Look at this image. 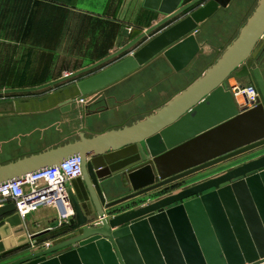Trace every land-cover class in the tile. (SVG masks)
Segmentation results:
<instances>
[{
  "label": "water",
  "instance_id": "obj_1",
  "mask_svg": "<svg viewBox=\"0 0 264 264\" xmlns=\"http://www.w3.org/2000/svg\"><path fill=\"white\" fill-rule=\"evenodd\" d=\"M231 2L146 0L145 6L162 18L120 49L52 82L0 90V95L40 92L71 81L39 99L50 105L35 109L70 114L77 103L95 101L157 56L180 71L203 52L196 39L201 24ZM263 46L264 0H258L236 37L219 48L204 71L143 119L104 131L82 126L67 134L78 135L72 141L0 163L2 184L81 156V179L94 210L86 214L66 182L75 210L69 222L79 233L56 244L31 246L6 264H264V154L181 187L195 173L264 146V76L257 65ZM182 50L185 57L178 64L176 53ZM231 78L255 84V107H239L235 87L243 83L229 86ZM115 176L131 191L109 199L108 180ZM3 218L7 224L1 233L25 229L13 202L0 206Z\"/></svg>",
  "mask_w": 264,
  "mask_h": 264
},
{
  "label": "crops",
  "instance_id": "obj_2",
  "mask_svg": "<svg viewBox=\"0 0 264 264\" xmlns=\"http://www.w3.org/2000/svg\"><path fill=\"white\" fill-rule=\"evenodd\" d=\"M145 1L0 0V90L46 84L107 57L162 18L158 11L146 7ZM257 1L232 0L228 7L217 10L201 24L196 39L203 52L180 71L174 70L169 60L157 56L107 87L95 101L77 103L74 111L66 114V120L61 119L64 114L58 108L45 112L35 109L50 105L49 101L41 103L39 99L72 85L71 81L40 92L1 94L0 163L56 142L72 141L78 135L66 138L67 134L82 126L104 131L143 119L146 112L166 102L204 71L217 57L219 48L236 37ZM184 57L182 50L176 53L175 59L179 64ZM240 82L246 85L251 81L231 78L229 86ZM236 101L240 108L245 106L244 96H236ZM99 110L103 113L93 115ZM263 154L264 151L253 150L195 173L182 180L181 187L221 174ZM243 156L246 157L242 159ZM69 184L85 213L93 214L83 180L74 179ZM108 184L109 199L123 197L131 191L121 176L110 178ZM171 190L174 188L148 200L153 201ZM23 221V231L16 232L12 227L0 231V264L28 253L31 246L56 244L79 233L77 227L60 218L54 205L36 209ZM5 224V218L1 219L0 229Z\"/></svg>",
  "mask_w": 264,
  "mask_h": 264
},
{
  "label": "built area",
  "instance_id": "obj_3",
  "mask_svg": "<svg viewBox=\"0 0 264 264\" xmlns=\"http://www.w3.org/2000/svg\"><path fill=\"white\" fill-rule=\"evenodd\" d=\"M242 95L245 105L255 107L259 93L253 83L241 87L236 86ZM83 176L82 157L72 156L65 159L59 166L41 169L27 174L24 178L0 184V206L13 202L16 213L24 220L27 215L44 206L54 205L59 210L62 220L69 221L75 216V210L69 195L66 182ZM36 244L35 241L32 242Z\"/></svg>",
  "mask_w": 264,
  "mask_h": 264
},
{
  "label": "rangeland",
  "instance_id": "obj_4",
  "mask_svg": "<svg viewBox=\"0 0 264 264\" xmlns=\"http://www.w3.org/2000/svg\"><path fill=\"white\" fill-rule=\"evenodd\" d=\"M256 6V5H255ZM257 64H258V66L260 67V69H261V71H262V73H263V76H264V47H263V49L261 50V53H260V55H259V57L257 58ZM251 83V82H250ZM165 86H168V85H165ZM169 87V86H168ZM242 100V99H241ZM69 115V114H68ZM68 115H66V114H64L63 115V118H61V119H64L65 118V120H66V118H67V116ZM69 120V119H68ZM264 151V146L263 147H260V148H258V149H256V150H254V152L256 153V152H263ZM244 155V154H243ZM246 156H243L242 157V159L243 158H245Z\"/></svg>",
  "mask_w": 264,
  "mask_h": 264
},
{
  "label": "flooded vegetation",
  "instance_id": "obj_5",
  "mask_svg": "<svg viewBox=\"0 0 264 264\" xmlns=\"http://www.w3.org/2000/svg\"><path fill=\"white\" fill-rule=\"evenodd\" d=\"M263 47H264V46H263ZM263 47H262V49H263ZM262 49H261V50H262ZM260 53H261V52H260ZM259 55H260V54H259ZM175 188H176V187H175ZM172 189H173V188H172Z\"/></svg>",
  "mask_w": 264,
  "mask_h": 264
}]
</instances>
